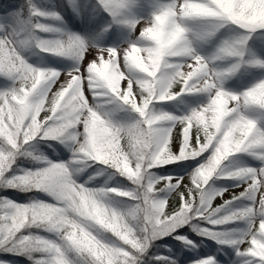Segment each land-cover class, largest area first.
I'll list each match as a JSON object with an SVG mask.
<instances>
[{
	"label": "snow or ice",
	"instance_id": "obj_1",
	"mask_svg": "<svg viewBox=\"0 0 264 264\" xmlns=\"http://www.w3.org/2000/svg\"><path fill=\"white\" fill-rule=\"evenodd\" d=\"M25 3L26 14L16 7L0 13V193L28 196L20 202L0 194V264H13L5 257L29 264H178L153 250L167 237L196 250L199 245L181 234L186 228L233 249L237 264H264V128L245 114L264 110V80L240 93L224 88V79L244 62L250 39L264 54V0H165L148 19L133 17V0H98L111 21L91 22L85 14V25L103 24L101 33L112 24L127 27L134 35L119 47L100 46V33L53 36L62 30L42 20H60V14ZM189 21L214 22L202 38L221 28L241 35L202 55L192 45ZM30 44L72 66L30 64L24 56ZM230 58L237 62L217 64ZM249 62L264 67V60ZM200 95L206 102H198ZM178 97L197 106L182 115L158 107ZM101 98L134 118L110 119L95 103ZM48 140L70 142L71 163H100L131 187L78 183L69 163L31 150ZM239 155L260 166L226 170L224 162ZM22 157L42 166L14 168ZM185 160L195 162L186 175L154 171ZM218 179L242 190L216 189ZM226 193L230 199H223ZM110 194L121 198L117 206L106 199ZM217 198L223 202L214 206ZM240 223L243 228L225 227ZM190 264L219 262L205 256Z\"/></svg>",
	"mask_w": 264,
	"mask_h": 264
},
{
	"label": "rangeland",
	"instance_id": "obj_2",
	"mask_svg": "<svg viewBox=\"0 0 264 264\" xmlns=\"http://www.w3.org/2000/svg\"><path fill=\"white\" fill-rule=\"evenodd\" d=\"M165 2V0H133L132 6V15L135 18L143 17L145 19L150 18L151 13L156 10V8ZM31 3L35 4L37 7L44 11H54L58 12L62 19L60 20H53L47 19L42 20L45 24L53 25L59 29L61 32L53 33V36H62L64 33H74L84 36L86 38H91L95 36L97 33H100V39L97 41L100 46L102 47H119L121 43H126L129 39L133 37L134 34L130 32V30L123 26L112 24V27L108 30V32L101 33L100 29L103 28L105 25L101 24L100 27H95L94 23L90 26L86 27L84 16L87 14L91 22H98L102 18L107 19L109 22L111 18L107 16V13L103 11V9L99 6L98 0H71V6L69 5V0H31ZM84 4L87 5L86 9H81L79 5ZM16 7L20 9L18 4L9 3L7 5L0 4V13L4 11ZM2 19V17H0ZM214 22L211 21H189L188 25L191 29L190 32V39L192 42L193 47L196 48L198 52L202 55H211L220 41L224 38H238L241 33L239 30L236 31H229L227 28H221L219 31L215 32L214 36L202 38V34L212 30V24ZM231 27V26H229ZM224 34V35H222ZM45 35V34H41ZM252 40L248 41L247 47L249 51L244 58V65L241 66L229 77L224 79V88L225 90L240 93L245 89L253 86L255 83L259 82L260 80H264V67H260L259 65H255L250 63L249 61L253 59H260L264 60V54L258 52L255 48L251 47ZM24 56L27 58L30 64L34 66L41 67V68H59L61 70H66L72 66V61L65 60L57 56L48 55L44 52H41L37 49L34 44L28 45V47L24 51ZM237 62V58H230L227 61L217 62L218 65L221 67L230 66L231 64ZM2 83V82H0ZM199 103L206 102V96L200 95L197 97ZM96 104L100 105V110L102 113L108 115L110 119H113L117 123H125V118L122 116L121 113L118 112L116 105L107 103L106 98H101L95 101ZM197 104L193 103L189 98L183 97L181 99H176L171 101L167 104L158 105L159 108L163 109L164 111L174 113L176 115L185 114L191 107H196ZM245 114L252 119H255L258 122V125L264 128V110L259 108H250L247 109ZM43 142L44 141H40ZM70 143V142H67ZM68 153L73 155L71 149L67 146ZM38 155H43L47 157L45 151H33ZM207 155V154H205ZM54 158H56L54 154ZM38 163V162H37ZM64 163H69L66 159ZM80 163H87L90 165L91 161L79 160L74 164L69 163L70 167H75V165H79ZM238 163H249L255 164L256 167L260 166V161L253 159L247 155H239L234 157L230 161L224 162L226 170H231L232 168L236 167ZM195 167V166H194ZM192 167L187 172L181 175H186L188 172H191ZM95 170H98V174L100 175L99 180H106L110 181V186L113 188H127L131 187L129 182L125 180L122 182L116 174H113V171H110L107 168H104L99 165H94ZM71 171V169H70ZM158 172L157 170H154ZM167 176H180L179 175H167ZM213 187L219 189L216 184L213 183ZM241 189L236 188L234 190L235 193L239 192ZM231 196L227 193L223 197V199H230ZM222 198H217L214 201V206L223 202ZM115 205V204H114ZM243 223L240 224H230L226 228L236 229V228H243ZM190 230L191 229H187ZM192 234L196 235L194 232ZM173 242V241H171ZM160 241H157L159 244ZM199 259V258H197ZM154 264V262H151ZM190 264V263H187Z\"/></svg>",
	"mask_w": 264,
	"mask_h": 264
},
{
	"label": "trees",
	"instance_id": "obj_3",
	"mask_svg": "<svg viewBox=\"0 0 264 264\" xmlns=\"http://www.w3.org/2000/svg\"><path fill=\"white\" fill-rule=\"evenodd\" d=\"M2 1L5 2L6 0H2ZM13 1L20 2L22 0H13ZM19 7L23 9L26 14L27 4L25 2H22ZM129 114H131V112H129ZM53 142L54 145L52 146V148L49 147L48 153L51 154L53 151L58 150L59 151L58 156L64 157L65 154L64 152L62 153V149L65 146L64 143H60L59 141H53ZM71 158H69L68 160H71ZM187 161L190 160H185L179 163L170 164L166 170L163 169H156V170H159V174L161 175L179 174L186 170L188 163ZM41 166L42 165L40 163H36L31 158L22 157L17 160V164L16 166H14V168L18 167L22 169H34V168H39ZM83 173H84L83 178H80L79 175H77V173L73 172V175L77 178V180H80L83 185L90 188H102V187L109 188V185L106 182L104 181L100 183L98 182L96 175H94V173L92 172V169L85 168ZM117 176L119 179L125 180L124 177L118 174ZM218 181L221 183V187L230 188V189L233 188V184L235 183V181L233 180L219 179ZM0 194L11 196L13 199L19 200L20 202H25L28 199V196L19 192L13 193L9 191ZM40 198L47 199L44 196H41ZM106 199L112 200L113 203L115 204L114 206H117V202L121 201L120 197H116L111 194ZM185 234L189 238H191V240L195 241L196 244L199 245V247L196 250H192L191 248L186 247L182 243H176L175 240L168 239L169 237H167L165 240L160 241V243L157 244L158 246L155 247L153 250V255H162L165 257L172 256L178 261V264H187L190 263V261L195 258L205 257V256H215L219 264H237V259L233 249L231 248L222 249L221 246L217 245L216 243H213L211 239H204L205 241H199V239L195 238L196 235L190 233L189 231H187V233ZM171 241H174V243L176 244H173ZM164 245H167V248L164 247ZM5 258L11 259L13 261V264H29V262L25 260L23 257H5ZM152 262H154V264H165L164 261H160V262L152 261Z\"/></svg>",
	"mask_w": 264,
	"mask_h": 264
}]
</instances>
